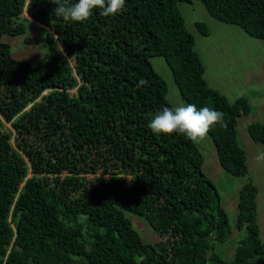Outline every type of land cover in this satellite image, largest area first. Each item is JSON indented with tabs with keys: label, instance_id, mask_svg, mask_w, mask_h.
Listing matches in <instances>:
<instances>
[{
	"label": "trees",
	"instance_id": "obj_1",
	"mask_svg": "<svg viewBox=\"0 0 264 264\" xmlns=\"http://www.w3.org/2000/svg\"><path fill=\"white\" fill-rule=\"evenodd\" d=\"M193 1L125 0L114 17L94 9L87 21L66 22L51 0H0V264H251L264 256L256 184L239 188L245 235L226 260L215 248L231 226L199 147L148 127L174 107L150 62L160 56L186 104L224 113L227 127L208 133L222 168L248 172L237 124L251 105L245 96L230 102L204 78L178 9ZM200 1L215 19L264 38V0ZM29 17L46 26L48 50L36 64L2 40L26 32ZM141 78L148 85L138 87ZM247 130L264 145L263 123ZM125 212L160 239L144 241Z\"/></svg>",
	"mask_w": 264,
	"mask_h": 264
},
{
	"label": "rangeland",
	"instance_id": "obj_2",
	"mask_svg": "<svg viewBox=\"0 0 264 264\" xmlns=\"http://www.w3.org/2000/svg\"><path fill=\"white\" fill-rule=\"evenodd\" d=\"M178 9L187 29L194 36V49L202 61L204 78L209 85L226 95L230 102L245 96L251 105V111L240 116L237 124V139L244 148L247 159L246 175H232L222 168L208 134L202 142L196 143L203 156L202 171L217 188L231 226L230 237L217 242L215 250L223 258L230 260L239 239L245 235V228L240 229L236 224L237 200L239 188L248 179L258 188L256 216L260 236L264 241V161L258 162L255 159L258 152L264 151V145L254 141L247 130V126L253 121L264 124V38L251 36L238 25L215 19L200 0L192 3L179 2ZM198 21L207 25V34L200 32L195 24ZM44 27L46 26L29 17L26 32L20 35H3L2 40L10 45V52L15 58L36 64L48 50ZM150 62L166 81V97L169 102L174 107L186 105L163 58L151 56ZM86 177L88 180H95L93 173H87ZM125 215L144 241L155 243L160 239L142 217L130 212H125Z\"/></svg>",
	"mask_w": 264,
	"mask_h": 264
},
{
	"label": "clouds",
	"instance_id": "obj_3",
	"mask_svg": "<svg viewBox=\"0 0 264 264\" xmlns=\"http://www.w3.org/2000/svg\"><path fill=\"white\" fill-rule=\"evenodd\" d=\"M56 5L54 15L66 22H84L93 14L94 9H99L104 17H114L125 7V0H51ZM149 81L141 78L137 86L148 85ZM227 127L224 113L202 107L199 110L194 104H186L177 107L164 106L150 120L148 127L154 134L170 135L177 133L186 136L189 140L200 143L215 125ZM255 159L264 161V151L258 152ZM264 259V256H256L251 264Z\"/></svg>",
	"mask_w": 264,
	"mask_h": 264
}]
</instances>
